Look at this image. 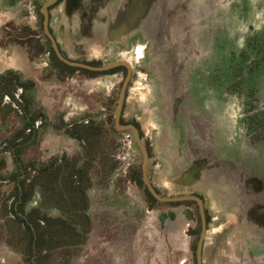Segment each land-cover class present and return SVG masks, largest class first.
I'll list each match as a JSON object with an SVG mask.
<instances>
[{
    "label": "rangeland",
    "instance_id": "rangeland-1",
    "mask_svg": "<svg viewBox=\"0 0 264 264\" xmlns=\"http://www.w3.org/2000/svg\"><path fill=\"white\" fill-rule=\"evenodd\" d=\"M138 1L140 2L137 4ZM104 2L108 3V0H96L97 5L92 6V10L96 12V15L102 14L103 10L100 8H104L101 6ZM158 2L157 9L151 15L149 28L153 39L150 40L149 52L151 56L154 55L153 61L158 64L162 72H158L156 68L146 79L149 80L150 85L155 87L157 82L160 83L159 75L164 77L167 83H175V85L169 86L168 97L188 95V102L193 103V106L189 108L188 115H184L187 120L186 126L184 125L183 116H177L176 113L177 106H181L179 99L175 102L177 106H173L176 114L171 115L174 123L172 126L184 148L190 143V146L198 145L199 148L204 149H199L197 154L194 153L193 158L191 157V159L184 162L177 169L176 175L181 178L189 170L190 174L194 171L191 178L193 179L192 185L195 193L202 195L205 199L208 210L211 212L215 210L221 218L227 212H232L244 222L243 225L240 222L236 226V231L233 227L230 232L222 236L228 246L229 261L227 257L222 256L225 253L224 251L210 249L214 245L208 244L204 251L205 264H264V128H257L254 131L260 137L256 140L257 144H253V140L250 141L248 137V132L242 127L246 106L253 107L258 113L264 112L262 109L264 104V0H129L124 2L122 7L120 6L123 2L116 7L115 10L122 8V12L112 28H116L121 22L126 23L135 14L136 10L139 13L138 17L142 20L144 13ZM163 7H165V10H162ZM168 10H172V12L168 13ZM171 15L175 16V21L169 22L172 19ZM66 21L73 24V30L77 29L79 26V22L77 23V10L70 17H66ZM20 29L24 35L26 29ZM14 30H18L17 25H8L7 33L5 35L0 33V40L4 41L5 37H9V34H12ZM38 32L42 33L41 27ZM175 35L178 38L173 42ZM129 36V32L125 33L123 43L129 41ZM70 39H74V36ZM6 43L13 42L8 39ZM132 48L136 50L135 53L137 54V58L133 57L132 61H135L134 64L138 66L140 64L137 61H141L140 57L142 55L141 47H137V44L134 43ZM108 49L110 51L111 47L109 46ZM251 49L255 52L260 64L256 68L236 69L235 67L239 65V56L241 57L244 51ZM169 50L171 61L169 60ZM130 56L132 57L131 53H126L113 57L112 60L120 57L128 59ZM169 65L175 66V75L168 72ZM179 67H182L181 71ZM188 67L197 70H194L193 73L188 70ZM184 68L187 69L184 70ZM9 73V71L1 72L0 82L8 79ZM12 73L16 74L17 71ZM240 73L242 77L247 78V81L242 84L239 93L234 95L231 80L227 85L224 83ZM21 77L19 76L18 79ZM211 77L214 84L209 80ZM192 81L193 84L191 85ZM122 82L123 80L114 83V91L108 94L109 97L105 94L98 95L99 99L95 102L91 100V104L87 103L85 109L77 97L73 96L70 105L66 108L67 110L63 112L65 122H68L66 121L69 120L68 117L76 115L75 119H82L93 113V111L97 112L104 109L101 113L114 126ZM139 82L140 80L137 79V82H134V87L132 86L130 90L128 98V104L130 105H133L134 101L137 102L134 98L135 94L137 92L142 93V89L138 85ZM222 86L224 89L221 88ZM2 88H5V85ZM8 88L0 92V203L5 200V205L10 207L12 196L15 195L18 199L15 206L20 204L26 211L27 216L30 211L35 213L36 210H39L40 215L45 217L48 210H51L53 200L54 202L57 200V193L54 192L53 199H48L44 194L46 186L33 184L30 195H24L19 170L35 163L38 159L45 158L49 155V153L47 154V148H54L55 145L50 146L42 137L38 139L39 141L35 146L29 144L30 138L25 139L23 143L14 142L16 135L24 133L27 127L34 126L33 118L36 115L34 113L35 109L31 106L24 109V113L20 114L9 104L3 105V94H10V88ZM226 90L229 91V94ZM13 92L16 91L13 90ZM156 92L157 90H155ZM16 94L19 96L18 92ZM146 94L147 92L144 89L142 96L145 97ZM249 95L251 100H249ZM154 96L156 97V95ZM6 102L12 103V106H14L12 101ZM54 107H52L54 111L49 110V106L45 110L47 114H45L44 119V130L55 123L51 118L52 114L56 112ZM69 108H72L74 114L69 112ZM160 110L157 109V112ZM159 115L161 116V114ZM191 117L192 120L189 119ZM167 120L169 119L167 118ZM191 125L195 126L198 138L192 137L190 142H187L183 137L186 136L187 131L190 133ZM40 130L42 131L43 128ZM34 133H36V130H34ZM63 138L61 137L58 141L56 146L58 149L60 147L65 148L68 140ZM124 156L119 152L116 163L120 164L123 161L120 159H123ZM127 160L132 164V174L129 177L133 181L129 179L130 183H126V188L129 187L136 195L140 193L139 199L145 197L148 204H150L146 188L141 187L138 182L142 179L144 160L136 145ZM119 176L123 177L120 172L118 173ZM92 197L98 200L100 196L93 193ZM58 201L60 202H55L54 205L61 203L62 199ZM152 207L162 206L152 205ZM15 215L17 218L14 219L9 214H0V264H37L38 261L35 260V257L39 252L36 250L35 245L30 248L29 238L31 239V236H28L30 224L26 216L20 215V213ZM112 219V225L116 226L117 230L122 229V231L121 233L108 235L112 240H109L107 236L104 242L110 247L113 245L115 250L117 248L116 253L120 261H124V259L127 261L128 252L125 247L131 243L135 252V255L132 256L134 264L139 263L136 251L141 248L149 249L150 257L154 254L152 250L155 248L156 255L158 245L156 238L160 231L152 228V233L156 231L151 234L155 238L154 243L152 239L147 238V234L130 233L128 228H131V225H137L134 221V224L130 223L131 217H121L120 215L117 219L114 217ZM64 220L65 224L74 227V225H71L72 219L68 220L65 217ZM212 226L216 228L215 224H212ZM194 227L195 229L190 232L192 235L190 242L185 241L188 239V225H185V223L180 228L174 227L170 232H167V261H164V264H196V246L200 236V227H198V223ZM194 233L196 234L194 235ZM238 233H240L241 239H237ZM91 237L89 236L88 239ZM145 238L147 239L144 240ZM85 239L86 237L82 238L83 243L87 241ZM94 241L91 238L90 244H88L89 252L86 248L81 256L85 257L86 255L87 261L83 260L84 257L81 258L83 262L80 261V257H77L76 252H72L76 261H70V264H93V255H91L90 249L93 247ZM185 243L189 244V249ZM248 243L258 244L251 248L252 254L249 251ZM237 244H241V247H237ZM120 245H123V248H120ZM160 246H162V243ZM28 250L30 251L28 252ZM171 251L177 255V257H174V261H168V258H171ZM187 252L190 255L187 256ZM30 257L33 258L32 261L29 260ZM110 257V263L116 261L115 253H112ZM149 260V264H157V261L153 260L152 257Z\"/></svg>",
    "mask_w": 264,
    "mask_h": 264
},
{
    "label": "flooded vegetation",
    "instance_id": "flooded-vegetation-1",
    "mask_svg": "<svg viewBox=\"0 0 264 264\" xmlns=\"http://www.w3.org/2000/svg\"><path fill=\"white\" fill-rule=\"evenodd\" d=\"M52 1L53 0H0V13L11 14L10 18L3 19V22L0 24V33H3L5 35L7 33L6 30L8 25L13 24L18 26V30H14L12 34H9V37L6 36V39H4V41L0 40V73L4 71L10 72L9 78L0 82V92L5 91V89L8 87L10 88V94H3L2 103L3 105L9 104V106L13 107L14 110L18 111L20 114L24 113V109H28V107L31 106L35 109L34 113L36 115V117L33 118L34 126L32 125L30 127H27L24 133H19L18 135H16L14 137V142L23 143L25 139L30 138L31 140L29 144L35 146L39 141L38 139L42 137L44 141L46 140L51 146L53 139L50 138V135L52 133H57L58 136H61L62 138H71L75 143L73 151L67 149V143L64 149L63 147H60L59 149L58 147H55L54 149L47 148V154L49 153V155L40 160L38 159L35 163H31L28 167L19 170V177L22 179V181L27 178L26 183H32L29 188L25 186V188L23 189L24 195H30L33 190V182H37L38 177L41 176L42 169L46 168L47 166L49 168H52L58 163H64V165L69 166L76 165V163L78 162V165H80V158L86 157V159H89L88 157H90V152L92 151H94L95 154L98 155L96 161V163H98V166L104 167L105 165H118V173L120 172L123 175V177H119L130 183V180H132V178H130L129 176H131L132 174V164L127 160V158L130 153L133 152V148L135 147V145L141 153L142 151L136 142L133 132L131 130L125 131L118 129L116 123L119 98L123 85L129 74L128 68L125 66H118L107 71H94L84 67L70 66L59 59L54 49L52 39L56 43L60 54L66 60L72 63H78L94 68L107 67L119 62H127L130 64L132 73L131 79L126 89L124 106L120 116V125H133L139 130L140 136L151 158L150 143L149 141H147V137L145 136L142 124L137 120L136 117L127 114V102L130 95V90L132 86L134 87V82H137V79L145 80V82L149 84L150 82H148L149 80H147L146 77L148 78V76L152 74L156 68L158 72H162L158 64L153 61L154 55L151 56L149 52L150 40L153 39V37H151V31L149 28L152 18L151 15L152 12L157 9V5L159 4V2L155 6L152 5L151 9L147 10L144 13L142 20H140V17H138L139 13H137L138 10H136L135 14L132 15V17L127 20L126 23L121 22L118 26H116V28H112V25L117 21L119 15L122 12V8L115 10L116 7H118V4L123 2L120 6L122 7L124 2H127L129 0H108V3L104 2L101 5L104 8H100L103 10H101L102 14H104L103 17H100L99 14L96 15V12L92 10V6L96 4V0L95 2L93 0V3L92 0H90L91 3L89 0H57L47 8V15L49 19L48 30L49 34L52 37L51 39L45 32V16L42 10L45 5L51 3ZM139 2L140 1H138L137 4ZM67 9H69L68 12H66ZM75 10H77L78 12L77 23L79 22L78 28L74 30L76 34H74L72 31L73 24H70L66 21V15L70 16L71 13H73ZM142 10L144 11V9ZM162 10H165V7H163ZM70 11L72 12L70 13ZM171 12L172 10H168V13ZM171 16L172 19L169 20V22L175 21V16ZM40 27L42 28L41 34L38 32V29ZM20 28L26 29V33L24 35L22 34ZM8 31L10 30L8 29ZM128 32L130 33L129 41L123 43L125 33L127 34ZM26 34L28 36H25ZM72 36H74V39H70V37ZM176 38H178L177 35L174 36L173 42L177 40ZM8 39L12 40L13 43L7 44L6 41ZM134 43L137 44V47H141L142 55L140 57L141 61H137L138 64H140L138 66L134 64L135 61H132L133 57L137 58V54L135 53L136 50H133L132 48ZM109 46L111 47L110 51L108 49ZM126 53H131L132 57L130 56L128 59H123L120 57L118 59L112 60L113 57H118ZM168 54L169 60L171 61L170 50L168 51ZM33 55L35 56L33 57ZM238 64L239 65L235 67L236 69H249L256 68L260 64V62L259 60H257L255 52L251 49L248 51H244L241 54V57L239 56ZM186 69L187 68H184V70ZM179 70L181 71L182 67H179ZM188 70L194 73V70L197 69L188 67ZM14 71H17L19 75H17V73L13 74L12 72ZM175 71V66L169 65L168 72L172 75H175ZM19 76L22 77L18 79ZM122 80L123 82L119 93L118 107L114 119V126L112 125V122L110 120H106L105 116L101 113L102 111H104V109L97 112L93 111V113L88 114L85 118L82 119H75L76 115L68 117L69 120H66L68 122H65L63 112L67 110L66 108L68 105H70L73 96L77 97V99L82 104V107L85 109L87 103L89 105L91 104V100H94L95 102L97 99H99V97H97L98 95L105 94L106 96L108 94H111V92L114 91V83H119ZM209 80H211V83L214 84L212 77ZM230 80L233 88V93L234 95H237L240 88L242 87V84L247 81V78L245 76L242 77V74L240 73L239 75L229 78L224 84H229ZM192 84L193 81L191 82V85ZM3 85H5V88H2ZM171 85H175V83H172ZM221 88L224 89L223 86ZM13 90L18 92L19 96H17L16 92H13ZM226 91L229 94V91ZM155 94L157 97L156 100L158 99V96H160L159 98H162L159 93ZM184 97L188 98V95H185ZM184 97L176 98V96L174 95L168 99H164V102H168L167 104H169V106L164 107L160 111L156 112V115L160 118H163V116L167 117L168 119H170L169 117L172 118L171 115L177 113H175L173 110V106L175 105L177 99H179L182 103L188 101V99ZM171 99L173 100L172 102ZM249 100H251L250 95ZM6 101H12L14 103V106H12V103H7ZM48 106L49 110L52 111H54V109H52L53 106H55L54 108H56L55 114L53 113L51 116L55 123L49 126L47 130H44V119L46 116L45 114H47L45 110ZM189 108V106L184 107V105H182L181 109L178 108L177 110H180V112L178 113L184 116L188 115ZM245 109L246 113L244 114L242 127L248 132L250 141L253 140V144H257L256 140L260 136L254 131H256L257 128H264V112L258 113L251 106H246ZM262 109L264 110V104L262 105ZM69 110L71 114H74L72 108H69ZM159 114H161V116ZM41 128H43L42 131L40 130ZM34 130H36V133H34ZM145 141L147 142L145 143ZM57 145L58 140L57 144L55 143V146ZM61 146L63 145L61 144ZM57 150L62 152L60 153L58 151L56 153ZM119 152L120 154L125 155L123 159H120L123 160L120 164L116 163L117 154H119ZM91 170L93 172V167H91ZM100 170L101 169L98 168L99 173H101ZM116 175L117 173H113L108 176H104V172H102V177H106L109 183H113L114 181H116ZM43 181L45 180L42 179V182ZM47 191L48 189L46 187V192ZM156 191L163 198L197 196L203 201L205 221L207 224V234L203 249V261L205 264L204 251L206 249V246L208 244L211 245L214 241L215 242L213 244H215L219 239L222 238V236L230 232L229 229L233 228V223L221 221L219 218L213 217L211 215V211L206 207V201L203 196L198 195L195 192L185 195H171L168 191L163 192L157 189ZM46 192H44V194H46ZM46 197L48 198L49 196H47L46 194ZM148 199H150L149 196ZM17 201V197H15V195L12 196V203L10 205V208L12 207L13 202L17 203ZM156 201L157 202L154 203L150 199L151 206H149V208L152 211H156L155 215H159L160 220L158 219L159 221H157V218H155L152 221V218L150 217H147L146 219L139 218L136 220L137 225H132V227L128 229L130 233L147 234V238L152 239L154 243L155 238H153L151 234H154L156 231L152 233V228L154 230L160 231L156 238L158 244L156 255V249L153 248L152 251L154 254L151 255V257L153 258V260L157 261V264H160V261H162L161 264H164L163 261H167V232H170V230H172V228L174 227L180 228L181 225L185 223V225H188V239L185 241L190 242V238H192L190 232L195 229L194 226L197 223L198 227H200L201 236L203 230V221L200 205L195 200L166 203L160 202L158 200ZM1 203V215L9 214L10 217L15 219L17 218L15 214L20 213V215L26 216L28 220V216L26 215L27 213L20 204L14 206L15 214H13L12 209L8 208V210H5V201H2ZM152 205H160L162 207H152ZM38 211L36 210L35 213L39 214ZM31 212L32 211H30L29 213ZM58 215L61 216V222L64 221L65 223L64 218L66 216L60 213ZM46 217H50V210H48V214L46 215ZM163 218H165V220ZM88 220L89 225L87 227L89 228L84 232L86 235L85 240L87 241H84V243L82 242L84 248H88L87 251L89 252L88 244H90L92 238L96 241L97 248H100L99 250H97L95 261H110V256L112 253H115L116 261H120L116 253L117 248L115 250L113 248V245L110 247L104 241L110 234L113 235L115 233H121L122 229L117 230L116 226L112 225V218L103 217V219L101 220V224H99V222L95 223L93 217H89ZM240 222L243 225L244 222L239 217L238 224ZM28 223L30 224L31 222L28 220ZM142 223L144 224V227H141ZM212 224H215L216 228H213ZM95 225H97L98 228L95 227ZM29 227L30 228L28 229V231H35V229L32 228L33 225L30 224ZM99 227H101V231L99 230ZM195 234L196 233H194V235ZM238 234L239 238L237 237V239H241L240 233ZM89 236L92 237L88 239ZM200 236L198 238V242ZM108 238L109 240H112L111 237L108 236ZM147 238H145L144 240H146ZM101 240L104 241L102 242ZM161 243L162 246H160ZM185 245H187L189 249V244L185 243ZM248 245L249 251L252 254L251 248L257 246L258 244L248 243ZM197 246L195 258L196 264ZM238 246L240 248L241 244H237V247ZM109 248H111V251L108 252L107 250ZM120 248H123V245H120ZM125 249L128 252L127 261H131L129 264H134L132 262V256L135 255V252L133 251V244L131 243L130 245H126ZM90 251L92 252L91 255H93V247L90 249ZM149 253L150 250H146V248H141L139 251H136L139 259L138 264H149L148 261H150L149 258H151ZM86 254L88 255L89 253ZM188 255H190V253L187 252V256ZM222 256L227 257V260L229 261L227 250ZM85 257L83 260L87 261ZM174 257H177V255H175L173 251H171V258H168V261H174ZM80 261H82V259H80ZM92 261H94V259H92ZM124 261H126V259H124Z\"/></svg>",
    "mask_w": 264,
    "mask_h": 264
},
{
    "label": "crops",
    "instance_id": "crops-1",
    "mask_svg": "<svg viewBox=\"0 0 264 264\" xmlns=\"http://www.w3.org/2000/svg\"><path fill=\"white\" fill-rule=\"evenodd\" d=\"M68 11L69 9L66 10V12ZM71 12L72 11H70V13ZM99 16L103 17L104 14ZM10 17V13H0V24L3 22V19H8ZM66 17L70 16L66 15ZM72 31L76 34L74 30ZM158 79L160 83L157 82L156 87L147 84L145 80H140L138 85L142 89V93L137 92V94H135L134 98L137 102L135 103L134 101L133 105H130L127 102V114L136 117L142 124L145 136L150 143L151 158L149 165V178L154 188L163 192L168 191L171 195L191 194L195 192V189L192 188V185L190 184L191 182H186L185 178L193 175L194 171H192L191 174L186 172L184 176L178 178L176 175L177 169L180 168L184 162L191 159V157L193 158L194 153L197 154L199 149L203 148H199L198 145L190 146V143L186 146V148H184L180 138L174 131V127L172 126L174 123L171 117L167 120L166 117H163V119L156 115L157 109L169 106V104H167L168 102H164V99L170 98L168 97V90L171 85L160 75L158 76ZM144 89L145 92H147L145 97L142 96ZM155 90H157L156 93H159L162 98L158 97L156 100L157 97L154 96L156 95ZM178 97L179 96L176 98ZM182 97L184 96H180V98ZM187 99H189V97ZM172 101L173 100L171 99V102ZM182 105H184V107H191L193 106V103H189L188 101L185 103L181 102V106ZM181 106L177 107L181 109ZM178 112H180V110H177V116H180ZM183 118L184 125L186 126V117L183 116ZM189 119L192 120V117ZM197 135L198 133H196L195 126H192L190 133L187 131V134L183 137V139L190 142V138H198ZM50 138L53 139L51 144V146H53L55 143L57 144V140L59 141L61 136H58L57 133H52ZM66 139L68 140L67 149L73 151L75 143L71 138ZM90 154V157H88L89 159H86L85 156V158H80V165H78V162L76 165L69 166L64 165V163H58L52 168H49L48 166L46 167V173L43 175L45 178L43 177V179H45V186L48 189L46 192L47 196H49L48 199H53L55 192L57 193V200H55V202H60L58 201L59 199H62V201L61 203L54 205L55 202L53 200L49 218L41 216L40 213L31 212V220L35 223H39L40 227L45 230L43 244L45 251L41 254V258L36 255L35 260L38 261L37 264H70V261H76L74 260L72 252H76L77 257H80L81 259V256L85 251L82 244V238L86 237L84 232L89 228L87 227L89 225V217H93L94 222H99V224H101L103 217L118 218L120 215L122 217H131L130 223L132 224H134V222L137 224L136 220L139 218L146 219L147 217H150L152 218V221L155 218H157V221L160 220L159 215H155L156 211L150 210L145 197H141L140 200V193L136 195L129 187L126 188L127 182L118 177V165H105L104 167H100L98 166V163H96L98 155L95 154L94 151L90 152ZM73 167L77 170H81L80 174L78 172L79 177L77 179L70 180L63 178L62 176L64 175V170L67 171V169L70 170ZM91 167H93V172ZM98 168L101 169V173H99ZM102 172H104V176L117 173L116 181L109 183L106 177H102ZM60 183L63 185L69 184L72 189L67 190L65 194L60 193ZM93 193L100 196L98 200L93 199ZM4 207L5 210L10 208L7 205ZM59 213L65 215L69 219H72L71 225H74V227L69 224H65L64 221L61 222V216L58 215ZM211 215L215 218L223 219L219 217L215 211L211 212ZM44 218L45 220H42ZM163 219L165 220V218ZM95 227H97V225H95ZM141 227H144L143 223ZM231 229H229V231ZM99 230L101 231V227H99ZM31 232L32 231H28L29 234ZM29 240L31 243L30 238ZM101 241L103 242L104 240ZM96 245L97 243L95 241L93 243V264L94 262H96L95 264H111L112 262L110 263L108 260L95 261L97 250L100 249H98ZM31 247L32 246L30 244V248ZM29 251L30 250H28V252ZM107 251H111V248ZM25 258L28 259L27 257ZM32 259V257L29 258L30 261H32ZM130 262L131 261H113L112 264H129Z\"/></svg>",
    "mask_w": 264,
    "mask_h": 264
},
{
    "label": "water",
    "instance_id": "water-1",
    "mask_svg": "<svg viewBox=\"0 0 264 264\" xmlns=\"http://www.w3.org/2000/svg\"><path fill=\"white\" fill-rule=\"evenodd\" d=\"M56 1L57 0H53L51 3L45 5L43 7V10H42V12H43V14L45 16V32L47 33V35L51 39H52V37L49 34V30H48L49 19H48V15H47V8L49 6H51L53 3H55ZM52 41H53L54 49H55L59 59L61 61H63L64 63L70 65V66L84 67V68H87V69H90V70H94V71H107V70L113 69V68L118 67V66H125V67L128 68L129 74H128V77H127V79H126V81H125V83L123 85V88H122V91H121V94H120V98H119V107H118L117 117H116V123H117L118 129L125 130V131L131 130L133 132V134L135 136V139H136V142H137L139 148L141 149L143 157H144L143 171H142L143 172L144 184L146 185V187L149 190L150 194L156 200H158L160 202H165V203L166 202H180V201L195 200V201H197L199 203L200 210H201L202 221H203V230H202V233H201V236H200V239H199V242H198V246H197V264H204V261H203V249H204L205 239H206V234H207V224H206V221H205V212H204L203 201L197 196H180V197H175V198H165V197L163 198V197H161L157 193L156 189L154 188V186L152 185V183H151V181L149 179L150 156H149V152H148L146 146L144 145L143 140H142V138L140 136L139 130L133 125H129V126H121L120 125V116H121V113H122V110H123V106H124L126 89H127L128 83H129V81L131 79V73H132L130 64L127 63V62H119V63L113 64V65H110V66H107V67L94 68V67H89V66H85V65H82V64H78V63H72V62L66 60L60 54L56 43L54 42L53 39H52ZM187 173L189 174L190 170ZM192 177H193V175L188 176V178H185L186 182H191L190 183L191 185H192V180H193V179H191ZM192 188L194 189L193 185H192ZM215 213H217V212L215 211ZM222 218L223 219H220L221 221H226V222L233 223L234 230L236 231V226L238 225V218H239L236 214H234L232 212H227ZM213 243H212V245H214ZM210 249L221 250V252L224 251L223 249H220V248L216 247V245H214L213 247H210Z\"/></svg>",
    "mask_w": 264,
    "mask_h": 264
},
{
    "label": "trees",
    "instance_id": "trees-1",
    "mask_svg": "<svg viewBox=\"0 0 264 264\" xmlns=\"http://www.w3.org/2000/svg\"><path fill=\"white\" fill-rule=\"evenodd\" d=\"M78 172L80 174L81 170H77L75 167H73L70 170H68V169H67V171L64 170V175L62 177L63 178H66V179H69V180L70 179H77L79 177ZM45 173H46V168H44V169L41 170V176H39L38 179H37V182H33V184H40V185H44L45 186L46 185L45 181L42 182L43 177L45 178V176H43V175H45ZM86 173H87V170H86ZM26 180H27V178H25L22 181V183H23V189L25 188V186H27V187L29 186L30 187L32 185V183L31 184H27L26 183ZM43 180H45V179H43ZM73 183L76 184L75 182H73ZM139 185L141 187H145V184H144V182H143L142 179L139 180ZM59 187H60V193H63V194H65L67 192V190L72 189V187H70L69 184L63 185V184L60 183L59 184ZM73 187H77V186H73ZM146 192H147L148 196L150 197V199L154 203H156L157 201L149 193V191H148L147 188H146ZM23 193H24V190H23ZM15 204L16 203L13 202V205L10 208V209H12V213L13 214H14V206H15ZM31 215H32L31 213L28 214V220L31 222L30 224L33 225L32 228H34L35 231H33L30 234H28V236H31V243L30 244H31V246L32 245H35L36 250L39 252V253H37V256L40 257L41 254L45 251V247L43 246V244H44V238H45V230H43V228L40 227L39 223H35L34 221L31 220V218H30ZM42 220H45V218L42 219ZM214 245H216V247H218L220 249H223L224 251H226L227 250V247H228L226 245V243H225L224 237L221 240L219 239ZM40 258H39V260H40Z\"/></svg>",
    "mask_w": 264,
    "mask_h": 264
}]
</instances>
